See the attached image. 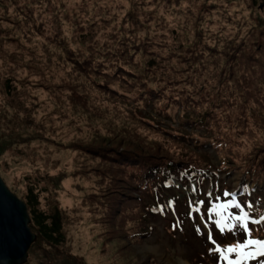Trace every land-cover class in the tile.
<instances>
[{"label": "rangeland", "instance_id": "rangeland-1", "mask_svg": "<svg viewBox=\"0 0 264 264\" xmlns=\"http://www.w3.org/2000/svg\"><path fill=\"white\" fill-rule=\"evenodd\" d=\"M167 157L186 171L143 191L136 179ZM0 175L27 207V264H223L208 234L242 235L189 201L227 190L264 216V0H0ZM39 211L60 225L56 246Z\"/></svg>", "mask_w": 264, "mask_h": 264}, {"label": "snow or ice", "instance_id": "snow-or-ice-1", "mask_svg": "<svg viewBox=\"0 0 264 264\" xmlns=\"http://www.w3.org/2000/svg\"><path fill=\"white\" fill-rule=\"evenodd\" d=\"M193 194L199 190L196 184L190 188ZM243 191H247V186H244ZM243 194V193H241ZM209 198L208 204L205 207V200H191L189 201V214L193 212L201 214V219L206 218L207 223H212L220 235L231 234L233 237L237 233L242 235V239L236 240L223 246L218 243L212 233L208 234L209 242L213 244L212 251L218 254L220 261L223 264H246L249 260H261L264 258V239L251 238L252 231L249 225H257L264 223V216L259 219H253L249 211L245 210L242 202L237 200L236 192L223 191L222 197L225 202H221V195L214 192L206 193ZM216 202H212V199ZM230 198V199H228ZM174 205V201H169L168 206ZM252 204H248L247 208L251 209ZM198 233L200 229H197ZM264 264V260H261Z\"/></svg>", "mask_w": 264, "mask_h": 264}, {"label": "trees", "instance_id": "trees-1", "mask_svg": "<svg viewBox=\"0 0 264 264\" xmlns=\"http://www.w3.org/2000/svg\"><path fill=\"white\" fill-rule=\"evenodd\" d=\"M196 37H194V38H196ZM194 38H190L189 39L190 42H191L190 45H188V47L190 49L189 50L190 53L192 51H194V46H195V43H193V39ZM198 38H200V40H201L202 39V35L198 34ZM126 39H132V41H135L136 45L139 43V41L148 42V41H145V38H139V37L137 38L131 33H129V35L126 36ZM191 55H192V53H191ZM126 97L127 96H124V98H126ZM154 98H156V97H154ZM155 100H157V99H153V96H145V97H143L142 101L146 102L147 105H152L153 101H155ZM138 103H139V101H138ZM157 108L162 109L163 107L161 105L157 104L153 109L156 111ZM155 111H154V113H155ZM180 111H181V109H180ZM164 115L165 116L169 115L168 112H166V110H165ZM180 119H181L180 120L181 122H186V123H184L186 125H190L189 124L190 121H193V123H195V124L197 122H200L201 125H204V120H205L202 117H200L199 115H197V117H195V116H189V117L181 116ZM145 120L147 121V123L151 124L156 129L164 130L165 132H167L171 136H176L177 135L179 140L182 141L183 143L184 142H189V143H191L193 145V142L190 141L191 135L188 134L187 132L182 131L181 133H179L178 130H176V131L174 130L176 132L175 133L174 131H172L173 129H171V130L164 129V128L159 126L160 122L157 120V118L155 116H152V115H150V117L146 118ZM177 121H178V119H177ZM33 122H35V121L33 120ZM33 125H36V123L33 124ZM190 127L194 128V126H190ZM191 131H192V129H191ZM93 151L95 153L99 154L100 156H102V158L103 157L111 158L114 162H119L122 159H128L131 164H136L135 166L139 165V162H137L132 156H129L125 152L118 151L116 149H113L110 152L108 150H104V149H100V148H96L95 147L93 149ZM122 155H123V157H122ZM165 159L166 160L161 162V163H154V164L148 165L144 169L143 174L140 175L136 179L137 181L139 180L138 184L139 185L141 184V187L143 188V191H145L149 187L158 185L157 184L158 181H163V178L166 177L167 175H171V174L172 175H176V171H179V173L182 174L183 171H186L185 169H177V164L179 163V160H174L173 161L172 158H170V157H167ZM140 168H141V166H140ZM40 213H42V215ZM39 215L43 216L42 223L40 224L41 230L39 229V227H36V225L33 224V223H32V226L36 227L37 233H39L40 235H42V236L47 238V242L50 245L56 246V244H54L53 241H58L57 237H59L61 235V233L58 232V229L60 230V225L58 224V221H57L56 217H54V216L52 217L51 216V218L49 219V217L44 212H40V211H39ZM31 221H32V218H31ZM28 261L29 260L27 259V261L24 264H27Z\"/></svg>", "mask_w": 264, "mask_h": 264}, {"label": "water", "instance_id": "water-1", "mask_svg": "<svg viewBox=\"0 0 264 264\" xmlns=\"http://www.w3.org/2000/svg\"><path fill=\"white\" fill-rule=\"evenodd\" d=\"M26 204L0 176V264H24L35 234L29 226Z\"/></svg>", "mask_w": 264, "mask_h": 264}, {"label": "bare ground", "instance_id": "bare-ground-1", "mask_svg": "<svg viewBox=\"0 0 264 264\" xmlns=\"http://www.w3.org/2000/svg\"><path fill=\"white\" fill-rule=\"evenodd\" d=\"M0 176H1V175H0ZM1 178H2V177H1ZM3 181H4V180H3ZM6 186H7V185H6ZM7 187H8V186H7ZM9 190H10V189H9ZM10 191H11V190H10ZM11 192H12V191H11ZM12 193H13V192H12ZM34 240H35V238H34ZM33 242H34V241H33ZM33 242H32V243H33ZM32 243H31V244H32ZM30 246H31V245H30ZM29 248H30V247H29ZM28 250H29V249H28ZM27 259H28V257H27ZM170 261H172V263H174V264H179L178 261H176V260H170ZM172 263H170V264H172Z\"/></svg>", "mask_w": 264, "mask_h": 264}]
</instances>
